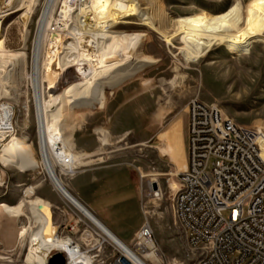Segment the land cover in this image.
Masks as SVG:
<instances>
[{
  "label": "rangeland",
  "instance_id": "1",
  "mask_svg": "<svg viewBox=\"0 0 264 264\" xmlns=\"http://www.w3.org/2000/svg\"><path fill=\"white\" fill-rule=\"evenodd\" d=\"M35 2L28 0L22 10L0 13V48L26 53L25 62L10 67L8 76L12 78L7 83L8 93L3 91L0 100L15 106L17 134L29 136L38 161L35 170L25 172L0 165V209L4 205L1 201L17 204L22 197L51 198L53 225H63L64 233L79 236L83 227L78 217L94 226L63 198L42 163L31 73L35 37L47 0ZM139 4L153 13L154 22L166 33L174 32L179 16L203 11L216 13L233 4H239L246 12L256 8L264 16V0H139ZM61 7L59 0L49 17V28L62 22ZM71 17L65 18L66 22L77 23ZM124 20L114 29L148 33L142 51L155 61L146 63L140 71L114 86H106L103 101L94 97L92 103L75 105L68 100L64 107L63 135L69 138L75 153L85 154L84 159L92 163L71 172L56 166V171L70 191L100 218L107 208L102 206L103 196L136 188L140 197L139 212L129 211L123 226L128 228L140 220L142 225L144 211H148L146 216L154 229L161 263L192 264V250L175 223L172 205L179 187L178 174L187 163L188 102L197 97L218 104L240 125L252 128H259L260 122L264 125V38L250 40L249 54L237 55L224 46H215L199 61L186 62L178 39L174 44L163 41L160 34L142 25L138 16ZM50 39L45 41L43 54L52 46ZM239 76L245 78L239 79ZM76 78L74 69L64 70L57 77L54 91H62ZM46 85L43 92L49 98ZM160 110L167 112L162 119L157 117ZM102 138L109 144L103 145ZM153 183L161 187V199L149 194ZM29 186H34V193H24ZM25 212L27 216L21 217L0 212V254L9 252L13 262L21 264L29 245L28 234L19 240L20 230L30 224L28 207Z\"/></svg>",
  "mask_w": 264,
  "mask_h": 264
},
{
  "label": "bare ground",
  "instance_id": "2",
  "mask_svg": "<svg viewBox=\"0 0 264 264\" xmlns=\"http://www.w3.org/2000/svg\"><path fill=\"white\" fill-rule=\"evenodd\" d=\"M27 1L0 0V13L8 12L10 9L22 10ZM35 1L29 0V3ZM17 2L18 5L15 4ZM55 3L56 0L46 2L35 37L32 60L31 82L42 163L55 188L76 207L82 217L91 222L95 227L94 233L97 232L122 244L123 241L70 191L56 171V166L60 168L63 166L62 171L71 172L78 166L92 163L84 159L85 154L75 153L69 138L63 135L62 121L68 100L71 99L75 105L83 102L92 103L94 97L103 101L106 86H114L140 71L146 63L155 61L142 51L148 33L114 29L117 24L126 22L124 19L128 17L138 16L142 25L160 34L167 43L174 44V40L178 39L181 43L180 53L183 54L185 61L197 62L215 46H224L230 53L237 55L249 54L250 40L264 38V16L255 11L256 8L246 12L241 10L239 4H233L216 13L203 11L179 16L175 20L177 25L174 32L166 33V30V32L161 30L154 22L153 13L147 8L140 7L139 0H91V3L80 9H72L67 3H63L59 11L62 22H56L55 27L51 29L48 22ZM71 16L77 23L70 20L66 22L65 18ZM48 36L51 38L52 46L48 49L45 47L47 50L45 49L46 52L43 54ZM25 61V52L0 48V94L3 91L8 93L7 83L12 78L8 76L10 67ZM70 68L77 73V80L70 81L62 91L55 92L57 77ZM240 78L245 77L239 76ZM45 84L48 85L49 98L44 96ZM7 103L10 112L14 113L8 120L12 119L15 133L10 136L0 134V165L15 168L20 172L35 170L38 161L35 150L29 143L30 138L27 135L18 136L15 106L4 101V104ZM166 113L160 110L157 117L162 119ZM258 127L264 129L261 122ZM25 128L28 129V126ZM102 144L107 145L109 142L102 138ZM177 151L179 152V149ZM158 187L161 195L162 189ZM34 191V186H29L24 193L30 194ZM25 207H28L30 224L20 230L19 240L28 234L29 245L22 262L47 264L49 251L67 249L69 239L62 237L58 227L53 225L51 204L42 197H22L17 204H4L0 212L21 217L26 215ZM8 254L9 252H1L0 264H21L13 262L12 254ZM147 256L155 262H161V258L153 250L147 251Z\"/></svg>",
  "mask_w": 264,
  "mask_h": 264
},
{
  "label": "built area",
  "instance_id": "3",
  "mask_svg": "<svg viewBox=\"0 0 264 264\" xmlns=\"http://www.w3.org/2000/svg\"><path fill=\"white\" fill-rule=\"evenodd\" d=\"M60 3L80 9L91 0ZM7 104L0 101V134L10 136L15 130L8 118L14 113ZM178 183L172 198L174 219L192 250V264H264V129L240 125L218 104L191 98L187 166L178 174ZM149 194L155 199L163 197L152 184ZM145 212L132 241L122 244L94 233L79 218L82 234L60 230L69 239L67 249L51 250L47 258L61 252L65 264H162ZM152 250L161 262L147 256Z\"/></svg>",
  "mask_w": 264,
  "mask_h": 264
},
{
  "label": "crops",
  "instance_id": "4",
  "mask_svg": "<svg viewBox=\"0 0 264 264\" xmlns=\"http://www.w3.org/2000/svg\"><path fill=\"white\" fill-rule=\"evenodd\" d=\"M44 198L45 197H43V199ZM63 198L66 199L64 196H63ZM45 200L46 201L49 200L48 202L52 201L51 198L50 199L45 198ZM67 202H68V200H67ZM1 203L5 204L6 202L1 201ZM68 203L70 205H72L70 202H68ZM101 203H102V206L107 207V208H105L106 210H104L103 213H101V218L99 216L98 217L105 223V225L121 241L126 242V243H130L132 241V239L134 238L135 233L137 232V230L141 226V220L139 222H137L136 224H134L133 226H130L128 228L124 227L123 223L126 220L129 211L132 210V211L139 212L138 208L140 205V197H139L137 189L133 188V187H129V188L122 190L120 192H117L115 194H111V195L108 194L106 196H103V198H101ZM50 204H51V207H53L51 202H50ZM74 208L76 209V207H74ZM50 210H52L53 219H54V209L52 208ZM59 226L58 227L61 230H63V225H59Z\"/></svg>",
  "mask_w": 264,
  "mask_h": 264
},
{
  "label": "water",
  "instance_id": "5",
  "mask_svg": "<svg viewBox=\"0 0 264 264\" xmlns=\"http://www.w3.org/2000/svg\"><path fill=\"white\" fill-rule=\"evenodd\" d=\"M153 188H157V183H153ZM65 256L61 252H55L48 260L47 264H65Z\"/></svg>",
  "mask_w": 264,
  "mask_h": 264
}]
</instances>
